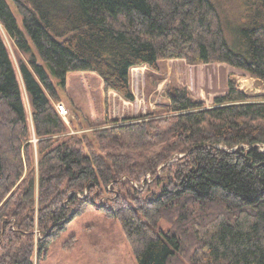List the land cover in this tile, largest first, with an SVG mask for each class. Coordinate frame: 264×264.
Returning a JSON list of instances; mask_svg holds the SVG:
<instances>
[{
  "label": "trees",
  "instance_id": "16d2710c",
  "mask_svg": "<svg viewBox=\"0 0 264 264\" xmlns=\"http://www.w3.org/2000/svg\"><path fill=\"white\" fill-rule=\"evenodd\" d=\"M13 2L42 64H19L32 132L0 34V264H33L34 240L40 257L90 209L119 221L138 264H264V94L229 78L207 107L169 87L166 115L78 125L67 135L53 82L64 88L68 73L92 72L105 95L133 102L132 68L183 59L227 64L264 84V0ZM0 26L20 52L32 51L5 0ZM162 165L158 193H122L119 179L156 175Z\"/></svg>",
  "mask_w": 264,
  "mask_h": 264
},
{
  "label": "rangeland",
  "instance_id": "374dc122",
  "mask_svg": "<svg viewBox=\"0 0 264 264\" xmlns=\"http://www.w3.org/2000/svg\"><path fill=\"white\" fill-rule=\"evenodd\" d=\"M5 1L16 19L18 28L25 34L22 25V17L15 3L13 0ZM238 24L239 22L235 23L231 30H237V27L241 26L240 24L238 26ZM0 34L15 68L16 76L22 89L21 97L26 110L27 120L30 130L33 132L29 100L23 89L21 75L19 73V64L23 62L28 65L29 61L32 59L38 64H42V61H40L36 55L35 49L26 34L25 36L32 47V51L29 53L20 52L1 26ZM232 34H229L226 38L230 46L234 48L235 46L232 44L233 41L237 43V35L234 39V35L232 36ZM45 67L49 70L47 65ZM88 75H90V78L91 75H94L92 77H98L96 74ZM67 76L70 78L69 85L66 84L64 88L58 86L57 81L53 79L60 97L58 103L64 102V106L67 107L68 105V109L70 108L66 118H61L67 126V135L78 133L75 130L78 125L87 126L90 125V122H95L92 126H109L114 123L121 124L125 119L136 120L152 114L157 116L166 115L164 113L167 112L169 101L165 92L169 87L186 88L195 100L202 102L207 107L212 106L215 97L226 94L227 81L229 78L234 79L238 88L249 95L264 94L263 83L251 78L246 72L227 64L211 63L192 65L188 64L183 59L161 60L157 63L156 70L150 69L147 66L134 67L130 70L129 78L130 88L134 95L133 102L122 103L121 101L119 102L118 99H115L109 107L107 99V94L109 92L106 95L104 93L107 106L105 105V100L103 109L100 103H98L99 109L101 108L98 110V118L93 117V119H88V112L84 107L86 106L85 93L80 92L82 90L80 86L82 75L72 77L71 72ZM72 79L78 84H75L76 82L72 84ZM76 86L80 90H77L78 95L76 94L74 97H78V101L84 109L77 112L72 109L70 103L73 93L72 90H74ZM94 96L96 97L95 94ZM58 103H55V106ZM75 115H77L76 120ZM110 115L116 120L110 119ZM127 115L130 117H127ZM102 117H104V121H100ZM30 143L32 144L31 152L36 173L39 156L37 154V139L33 133ZM259 149L263 151L264 146H259ZM178 158H181V155ZM175 160L176 159L170 160L166 165H169ZM162 167L163 165L157 168L156 175L148 171H142L135 179L129 180L126 179V177L119 179L118 181L120 182H127L121 187L122 193L130 197H136L140 193L144 197L158 193L161 187L157 184V178L161 174ZM26 175L27 172L24 173L23 177ZM110 187L111 184L107 186V189H110ZM115 191L117 192L116 189ZM104 197L105 196L101 197V202L105 201ZM159 227L166 229L168 228V224L162 221ZM35 241L36 240H34V253L31 258L33 264H138L119 221L108 217L100 210L90 209L73 218L66 224L65 229L48 246L47 250L40 257L37 256Z\"/></svg>",
  "mask_w": 264,
  "mask_h": 264
},
{
  "label": "crops",
  "instance_id": "0c3cea01",
  "mask_svg": "<svg viewBox=\"0 0 264 264\" xmlns=\"http://www.w3.org/2000/svg\"><path fill=\"white\" fill-rule=\"evenodd\" d=\"M88 74H95V73H92V72H72V77L82 75L81 76L82 80H80V86H81L82 90L80 92L85 93L86 106H84V107H85L86 111L88 112L87 118L93 119V117L98 118V116H97V114L99 113L98 110L101 109V108L99 109L98 103H100V106L103 109L105 95H104V90H103V82H102L101 78L99 76L98 77H92L94 75H91V78H90L89 77L90 75H88ZM67 75H69V73ZM69 79H70L69 76H66V84L67 85H69ZM75 82L76 81L74 79H72V84ZM75 84H78V83L76 82ZM78 89L79 88L76 86V88L74 90H72L73 93H72V98H71V102H70L72 109H74V111H76V112L79 110H84L78 101V97H74L76 94L78 95V93H77ZM94 94L96 95V97L94 96ZM107 99H108L109 107L115 99H118L119 102L121 101L122 103H128V102L124 101L115 92H109L107 94ZM60 103L65 105L64 102H60ZM65 108L67 110H70V108L68 109V105ZM109 112H110V110H109ZM102 116H103V114H102ZM127 117H130V116L127 115ZM103 118L104 117H102V119L100 121H104ZM110 119L116 120V119H113V117H111V115H110ZM93 123H95V122H90L89 124L93 125Z\"/></svg>",
  "mask_w": 264,
  "mask_h": 264
},
{
  "label": "built area",
  "instance_id": "2783aa9c",
  "mask_svg": "<svg viewBox=\"0 0 264 264\" xmlns=\"http://www.w3.org/2000/svg\"><path fill=\"white\" fill-rule=\"evenodd\" d=\"M56 111L59 114V116L63 119L66 118L67 114H68V110L65 108V106L61 103H58L56 106Z\"/></svg>",
  "mask_w": 264,
  "mask_h": 264
}]
</instances>
